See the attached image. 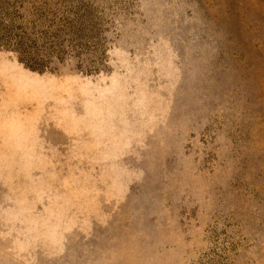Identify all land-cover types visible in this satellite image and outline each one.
I'll use <instances>...</instances> for the list:
<instances>
[{
  "label": "rangeland",
  "instance_id": "1",
  "mask_svg": "<svg viewBox=\"0 0 264 264\" xmlns=\"http://www.w3.org/2000/svg\"><path fill=\"white\" fill-rule=\"evenodd\" d=\"M0 264H264V0H0Z\"/></svg>",
  "mask_w": 264,
  "mask_h": 264
}]
</instances>
